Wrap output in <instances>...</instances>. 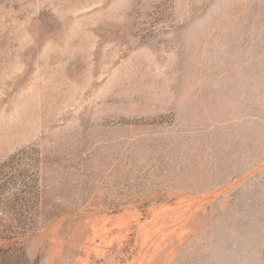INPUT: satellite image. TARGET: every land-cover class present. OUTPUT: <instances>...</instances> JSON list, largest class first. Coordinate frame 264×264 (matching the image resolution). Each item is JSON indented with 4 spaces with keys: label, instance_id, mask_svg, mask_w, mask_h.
I'll use <instances>...</instances> for the list:
<instances>
[{
    "label": "rangeland",
    "instance_id": "obj_1",
    "mask_svg": "<svg viewBox=\"0 0 264 264\" xmlns=\"http://www.w3.org/2000/svg\"><path fill=\"white\" fill-rule=\"evenodd\" d=\"M0 264H264V0H0Z\"/></svg>",
    "mask_w": 264,
    "mask_h": 264
}]
</instances>
